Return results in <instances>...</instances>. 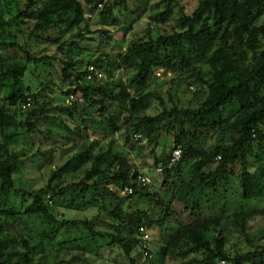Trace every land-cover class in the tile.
Wrapping results in <instances>:
<instances>
[{
    "label": "trees",
    "instance_id": "trees-1",
    "mask_svg": "<svg viewBox=\"0 0 264 264\" xmlns=\"http://www.w3.org/2000/svg\"><path fill=\"white\" fill-rule=\"evenodd\" d=\"M13 1L0 0V264H157L153 253L159 262L264 264V225L258 245L231 257L221 218L209 214L220 209L244 234L251 219H264V0H198L191 14L178 9L170 32L159 29L154 35L148 28L123 52L95 56L83 70L74 54L93 33L86 15L98 12L118 25L116 0H44L40 6L29 0L15 17L33 22L26 34L21 27L9 28L3 17L2 8ZM172 13L169 6L157 22H168ZM122 29L126 36L131 25ZM97 32L102 40L112 37L105 28ZM69 33L74 39L67 43ZM41 40L58 41L63 57L38 56L42 49L35 48ZM43 65L53 69L49 73L65 88L66 99L74 93L72 104L49 108L51 99L39 100L49 84L40 82L34 92L26 76ZM89 66L103 76L88 79ZM160 69L174 75L167 84L188 79L190 87L196 86L189 104L175 98L171 89L167 97L162 94L164 83H156ZM156 103L159 111L150 114ZM52 109L59 111L51 115L64 132L57 141L72 144L75 151L51 170L44 186L29 192L16 178L26 163V148L16 150L13 142L45 133L37 122ZM20 112H26V120L18 118ZM162 130L174 140L165 156L155 155L156 168L163 165L157 173L165 174V182L170 176L180 181L178 195L190 187L184 216H195L179 220L168 233L163 230L167 218H157L152 202L145 203L159 205L161 196L140 183L144 172L126 147L135 133L155 145ZM118 132L126 145L119 143ZM177 146L183 150L181 159L170 166ZM185 169L191 172L186 180L181 179ZM78 170L81 178L69 181ZM126 186L133 193H123ZM207 190L221 197V207L204 200ZM132 199L145 206L130 208ZM61 208H96V213L68 218ZM156 225L168 239L154 252L145 246L140 227L151 230ZM110 248H116L113 260L105 255ZM199 252L202 258H191Z\"/></svg>",
    "mask_w": 264,
    "mask_h": 264
},
{
    "label": "rangeland",
    "instance_id": "rangeland-1",
    "mask_svg": "<svg viewBox=\"0 0 264 264\" xmlns=\"http://www.w3.org/2000/svg\"><path fill=\"white\" fill-rule=\"evenodd\" d=\"M28 1L29 0H16L11 2L6 8H2V10H4L3 17L7 20L9 28L15 29L21 27L24 31L22 34H26L30 31V27L33 25V22L29 19H25L24 16H20L18 21L15 17L20 11L23 12L26 9ZM35 1L37 2V5L40 6L44 0ZM197 4L198 0H171V4L169 6L172 8L173 13L170 20L166 23H159L156 19L161 12L169 8L168 3L165 0H125L123 4L122 0H116L114 18L119 20L118 25L109 24L112 21L109 16L101 18L98 12L91 16L87 13L86 17L90 21L93 33L88 35L85 40H81V49L74 54L77 59V65L81 67V70H83L89 60L95 56L102 53L117 54L119 52H123L131 41L144 36L148 28L152 29L154 35L158 33L159 29H166L170 32L172 25L175 22L178 9L183 7L186 13L191 14L197 7ZM99 8L102 9L103 6H99ZM23 20H26L25 25L22 24ZM130 25L131 29L128 31L127 35L124 36L122 27L124 28ZM101 28H105V30L110 32L112 35L111 39L102 40L99 37L100 34L97 31ZM73 39L74 38H72V34L70 33L66 36L67 43H70ZM21 41H23L22 36ZM57 42L58 41L50 42L48 40H41L38 49L35 48L37 51L42 49V52L39 53L38 56L42 54H49L57 57L58 59L62 58L63 55L59 54V43ZM32 45L34 47L33 42ZM9 53L14 54V52ZM16 54L21 55L20 51H16ZM55 66L61 71L60 61L56 62ZM50 70L53 69L44 65L39 67L34 66V68H31L30 72H28L26 76V81L32 85L34 92L38 91V87L41 86L39 84L40 82L43 85H47V83L49 84L47 90L39 97V100L42 103H45L50 99L52 100V104L49 105V108L52 105L60 106L66 104L65 88L58 79H52V75L49 73ZM158 71L161 72V75L158 77L159 79L156 80V83H164L163 86L159 88L162 91V94L166 96L167 91L171 89L175 98L179 96L180 101L185 104H189L190 100L193 99L191 92L196 90V86L194 85V88L190 87L191 85L188 79H185L182 82L180 79H175L173 83L167 84L166 82H168L174 75L172 73H164L161 69ZM125 78L126 77L123 76L124 80ZM155 86L154 82L152 87L154 88ZM159 109L160 107L156 103L149 110V113L155 114L159 111ZM58 113L59 111L54 109L42 113L41 119L37 122V126L45 133H33L32 136L13 142L16 150H22V147L26 148V163L21 167L16 177L19 186L26 191L30 192L44 186L48 181L51 170L68 160V157L75 151L72 144H63L57 141L59 134L64 133L61 129H59V124H57V120L53 116ZM18 118L26 120V112H20ZM64 118H66L65 115ZM66 122L71 123V120H67ZM49 130L51 131V134H49ZM52 137H54V139ZM172 138V133L162 130L159 135V140H157V144L155 145H149L147 138L143 137L142 141L132 138L131 142L128 143L127 146V148L131 151V157L133 158L134 163L136 162L140 164L139 166L141 168L139 170L149 176V189L153 192H158L161 196L160 199L162 203L159 205H156V203L152 200H145V203L148 205L152 202V205L154 206L153 211L157 218L162 216L167 218L169 225L163 229L166 230L167 233L170 232L171 226L174 227L179 220H190L195 217L194 215L184 216L186 213L184 212V203L188 200L187 192L190 187L184 191L182 195H178L177 188L180 185V181L170 176L169 181L165 182V174L157 173L156 166L154 165L155 155L165 156V154L169 152L171 149ZM122 141L126 144L124 140ZM53 148L55 149L53 150ZM155 150L157 153L153 154ZM35 152H39V155H37V157H31ZM219 162V160L215 161L214 166H217ZM145 166H147V168H145ZM82 174V170H78L70 174L69 181L81 178ZM190 176V169H185L184 176L181 179L186 180ZM220 198L221 197L216 192L207 190L204 200L206 201L207 199H210V202L217 201V206L221 207L219 205L221 203ZM252 201L253 200H249L247 203ZM138 203L139 206H145V204H140V201L132 199L129 201V207L134 208ZM167 208H169L168 211ZM181 210L183 215H181ZM212 210L213 211L209 212V214L211 213L214 217L221 218L220 223L225 229L224 232L227 238L225 250L231 257L240 252L246 251L247 249H251L253 248L252 246L260 243V239H262V227L264 225V219L262 217L251 219L248 222V225H246L247 231L244 234L239 226L236 227L232 218L226 219L224 213L221 212L220 209ZM60 211H62V213L64 212L65 217L68 218H90L96 213V208L89 210H67L61 208ZM161 230L162 229L157 225L151 227V230H149L150 240L147 245L150 246L154 252L158 246L164 245L168 239V235L165 234L166 231H162L161 233ZM110 249L105 252V255L108 259L113 260V258L117 256L116 248ZM202 256V252H199L198 254H193L191 258H202ZM152 258L157 264H180V261L170 262L166 260L159 262L158 257L154 253Z\"/></svg>",
    "mask_w": 264,
    "mask_h": 264
},
{
    "label": "built area",
    "instance_id": "built-area-1",
    "mask_svg": "<svg viewBox=\"0 0 264 264\" xmlns=\"http://www.w3.org/2000/svg\"><path fill=\"white\" fill-rule=\"evenodd\" d=\"M99 6L101 7L102 4H99ZM157 75L160 76L161 72L158 71ZM102 76H103L102 72L95 70L94 66H89L88 73H87V78L88 79H91L93 77H102ZM75 99H76V96L74 95V93H70L67 96L66 102L68 104H72ZM142 137L143 136H142L141 133H135L134 134V138L135 139H139V138H142ZM182 152H183V150H182L181 146L175 147V149L172 151V154H171L172 156H171L168 164L170 166H172L173 164H176L181 159ZM220 158H221V156H218V159H220ZM162 170H163V165L159 164V166L156 168V171L162 172ZM138 179H139V181H140V183L142 185H148V183L150 182L149 176L147 174H145V173L140 174L138 176ZM133 191H134L133 188L130 187V186H126L123 189V193H125V194H131V193H133ZM140 232H141V235L143 236L144 240L146 241L145 246L148 247L147 243L150 240L149 229H147L145 226H141L140 227ZM148 254H149L148 250H145V255L147 256ZM216 264H233V262L229 261L227 259H222V260H219Z\"/></svg>",
    "mask_w": 264,
    "mask_h": 264
},
{
    "label": "crops",
    "instance_id": "crops-1",
    "mask_svg": "<svg viewBox=\"0 0 264 264\" xmlns=\"http://www.w3.org/2000/svg\"><path fill=\"white\" fill-rule=\"evenodd\" d=\"M159 135H160V133H159ZM121 136H122V134H121L120 132H118V133H117V137H118V141H119V143L122 144V145H126V144L123 143L122 140H124V139H123ZM142 139H143V138H142ZM158 140H159V136H158ZM173 140H174V138H172V142H173ZM126 147H127V146H126ZM130 152H131V151H130ZM155 153H157L156 150L154 151L153 154H155ZM135 158H136V157H135ZM135 163H136V162H135ZM136 164L140 165L139 163H136ZM142 165H144V164H142ZM139 168H141V167L139 166ZM145 168H147V166H145ZM143 171H144V170H143Z\"/></svg>",
    "mask_w": 264,
    "mask_h": 264
}]
</instances>
